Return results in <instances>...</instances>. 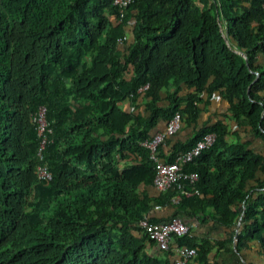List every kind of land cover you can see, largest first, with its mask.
I'll list each match as a JSON object with an SVG mask.
<instances>
[{
	"label": "trees",
	"instance_id": "obj_1",
	"mask_svg": "<svg viewBox=\"0 0 264 264\" xmlns=\"http://www.w3.org/2000/svg\"><path fill=\"white\" fill-rule=\"evenodd\" d=\"M114 2L0 0V264H175L174 248L211 264L210 239L190 230L162 247L145 217H210L228 244L264 251V0H134L123 19ZM215 98L236 131L202 121ZM42 106L52 132L41 150ZM177 113L189 136L154 155L143 143ZM210 133L185 165L199 194L172 205L154 183L159 162Z\"/></svg>",
	"mask_w": 264,
	"mask_h": 264
},
{
	"label": "built area",
	"instance_id": "obj_2",
	"mask_svg": "<svg viewBox=\"0 0 264 264\" xmlns=\"http://www.w3.org/2000/svg\"><path fill=\"white\" fill-rule=\"evenodd\" d=\"M134 0H115L114 4L119 8L121 19L126 15L128 7ZM148 85L141 90H146ZM134 109V107L132 108ZM46 107L42 106L35 116V122L38 125V134L41 137V150L45 148L48 142V132H52L48 127L46 118ZM183 124V118L177 113L167 124V127L156 133L152 139L146 140L143 144L148 147L155 155L158 147L169 136L178 133ZM216 134H207L200 140L196 146L185 153H181L174 162L166 163L160 161L158 164L157 174L154 179L155 185L162 191L173 190L171 204L178 206L184 198L199 194L198 189H192L198 183L200 176L195 171H187L186 164L196 160L203 152L216 141ZM40 158L43 155L40 154ZM37 176L41 182H50L54 176L46 165H40L37 169ZM141 228L147 231L149 236L156 240L162 247L167 248L172 240L173 234L184 236L189 233L190 227L182 218H176L171 222H151L145 217L140 222ZM178 256L175 258V264H191L196 256L195 249L177 248Z\"/></svg>",
	"mask_w": 264,
	"mask_h": 264
},
{
	"label": "crops",
	"instance_id": "obj_3",
	"mask_svg": "<svg viewBox=\"0 0 264 264\" xmlns=\"http://www.w3.org/2000/svg\"><path fill=\"white\" fill-rule=\"evenodd\" d=\"M129 41H132V37L129 38ZM168 90L173 91V85H171ZM188 93L189 90L184 87L183 91L181 92V95L184 97ZM127 105L128 104H125L126 107ZM226 112L227 106L221 103L218 98H215L211 107L208 108L207 111H204L202 121L214 122L219 119L222 120L224 119L222 115ZM224 122L229 125L232 132L236 131L237 126L235 121L230 119H224ZM190 132L191 130L188 129L186 126L183 127V129L179 132V138H187ZM236 140L237 137L234 135L229 137L230 143H234ZM157 208L158 209L154 210L153 214L159 219H164L172 213V210L162 209L159 207ZM185 223L189 225L190 230H192L194 235L199 238V240L207 238L215 244V247L209 255V261L211 264H264V251L261 248L260 243L253 242L249 245L248 248L237 249L235 243H227V240L229 238L227 235V229L225 227L220 226L219 223H217L212 218L207 217L201 220L196 217H188L185 220ZM153 252L159 255V257L163 260H165L168 256L167 253L159 252L156 249ZM172 252L174 253V257L177 258V248H174ZM191 264L194 263L192 262Z\"/></svg>",
	"mask_w": 264,
	"mask_h": 264
},
{
	"label": "rangeland",
	"instance_id": "obj_4",
	"mask_svg": "<svg viewBox=\"0 0 264 264\" xmlns=\"http://www.w3.org/2000/svg\"><path fill=\"white\" fill-rule=\"evenodd\" d=\"M257 145H259L258 141H255V145L254 146H257Z\"/></svg>",
	"mask_w": 264,
	"mask_h": 264
},
{
	"label": "clouds",
	"instance_id": "obj_5",
	"mask_svg": "<svg viewBox=\"0 0 264 264\" xmlns=\"http://www.w3.org/2000/svg\"><path fill=\"white\" fill-rule=\"evenodd\" d=\"M46 183H49V182H46Z\"/></svg>",
	"mask_w": 264,
	"mask_h": 264
},
{
	"label": "water",
	"instance_id": "obj_6",
	"mask_svg": "<svg viewBox=\"0 0 264 264\" xmlns=\"http://www.w3.org/2000/svg\"><path fill=\"white\" fill-rule=\"evenodd\" d=\"M246 57V55H244Z\"/></svg>",
	"mask_w": 264,
	"mask_h": 264
}]
</instances>
